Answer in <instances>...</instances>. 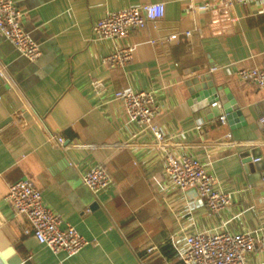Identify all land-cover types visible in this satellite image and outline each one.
<instances>
[{"label":"crops","instance_id":"0c3cea01","mask_svg":"<svg viewBox=\"0 0 264 264\" xmlns=\"http://www.w3.org/2000/svg\"><path fill=\"white\" fill-rule=\"evenodd\" d=\"M15 1L42 54L28 59L0 32V264H184L175 243L195 231L224 227L264 239V88L236 73L264 65V0L210 9L200 8L204 0ZM153 2L165 3L162 18L125 38L95 35L108 11ZM162 39L167 48L156 45ZM127 44L136 47L129 63L104 64ZM207 76L224 87L211 113L191 100L192 79ZM125 88L154 95L163 140L131 120L115 96ZM231 98L243 114L223 122ZM169 150L199 157L232 202L213 212L197 188L172 186ZM98 164L114 180L95 193L83 176ZM20 178L33 179L88 244L69 254L27 233L29 218L6 198ZM244 256L264 264V250Z\"/></svg>","mask_w":264,"mask_h":264},{"label":"built area","instance_id":"2783aa9c","mask_svg":"<svg viewBox=\"0 0 264 264\" xmlns=\"http://www.w3.org/2000/svg\"><path fill=\"white\" fill-rule=\"evenodd\" d=\"M249 0H204L201 9L212 7L224 8L233 4L247 3ZM164 2L134 5L124 9L108 11L94 24V33L99 38H125L134 29L143 28L149 20H157L165 14ZM23 10L15 0H0V32L3 33L30 60H36L41 54V47L23 25ZM188 34L191 31H187ZM177 37V35H173ZM135 45H121L116 51L103 58L110 67L129 63L135 54ZM243 81L264 88V65L242 67L236 71ZM116 98L122 99L131 120L146 126L160 140L165 138L163 129L156 119L161 113V106L154 95L145 89L125 88L115 92ZM221 120L227 121L222 115ZM264 129V113L259 118ZM60 144H65L62 135H55ZM164 170L169 183L182 190L195 187L205 206L218 212L232 202V193L221 190L216 185L214 175L193 154H178L167 151ZM85 184L95 193L109 188L113 176L109 169L98 164L90 168L83 176ZM6 198L12 203L17 213L25 214L30 220L33 233L39 242L55 251L66 250L69 254L79 252L88 240L78 228L66 222L62 215L51 209L44 200L42 189L31 178L13 181ZM158 247H148L153 252ZM178 257L184 264H246L245 253L264 250V239L259 240L251 231L231 232L224 227L213 231H195L188 234L184 241H176Z\"/></svg>","mask_w":264,"mask_h":264},{"label":"water","instance_id":"95a60500","mask_svg":"<svg viewBox=\"0 0 264 264\" xmlns=\"http://www.w3.org/2000/svg\"><path fill=\"white\" fill-rule=\"evenodd\" d=\"M161 44L165 45L167 48L168 39H162L160 42L156 43V45L158 46ZM192 83L194 86H192ZM190 85L192 86V88L190 89L192 93L191 100L202 102L200 106L204 107V110L207 113H211L213 110L219 108L218 95L219 91L223 90L224 87L216 85L211 77L192 79ZM230 102L231 103L224 104V110L227 113V118L232 123L233 119L242 117L243 112L240 105H238L237 102L233 100V98L230 99ZM219 113L220 111H218V114Z\"/></svg>","mask_w":264,"mask_h":264}]
</instances>
